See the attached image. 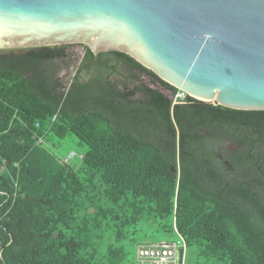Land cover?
Here are the masks:
<instances>
[{
  "label": "trees",
  "instance_id": "obj_1",
  "mask_svg": "<svg viewBox=\"0 0 264 264\" xmlns=\"http://www.w3.org/2000/svg\"><path fill=\"white\" fill-rule=\"evenodd\" d=\"M71 45L0 49V264H139L146 230L196 264H264V109L172 104L128 54Z\"/></svg>",
  "mask_w": 264,
  "mask_h": 264
},
{
  "label": "water",
  "instance_id": "obj_2",
  "mask_svg": "<svg viewBox=\"0 0 264 264\" xmlns=\"http://www.w3.org/2000/svg\"><path fill=\"white\" fill-rule=\"evenodd\" d=\"M73 43L126 53L195 99L264 109V0H0V49Z\"/></svg>",
  "mask_w": 264,
  "mask_h": 264
},
{
  "label": "built area",
  "instance_id": "obj_3",
  "mask_svg": "<svg viewBox=\"0 0 264 264\" xmlns=\"http://www.w3.org/2000/svg\"><path fill=\"white\" fill-rule=\"evenodd\" d=\"M188 94L181 89L172 95V104L183 103ZM73 153L65 157L69 159ZM186 245L183 238L179 235L178 240L158 241L145 245H139L136 250V257L141 264H187L185 262Z\"/></svg>",
  "mask_w": 264,
  "mask_h": 264
},
{
  "label": "rangeland",
  "instance_id": "obj_4",
  "mask_svg": "<svg viewBox=\"0 0 264 264\" xmlns=\"http://www.w3.org/2000/svg\"><path fill=\"white\" fill-rule=\"evenodd\" d=\"M72 45H81V46H75L72 49L73 50H81L82 49V44L80 43H73ZM78 56H80L78 54ZM65 72V69H62L59 74H63ZM74 70L71 71L70 76L73 75ZM92 76V72L83 75V77L81 78L82 81L90 78ZM95 77H93L94 79ZM62 147L64 150H66L65 152L68 151L66 157L73 153V155L69 158L70 159H77L80 157L81 154H83L86 151V145L83 143H80L76 138L74 137H68L65 141H62ZM159 234H163V232L161 231H153V230H146L144 235H142L140 238L141 239H136V244L134 246H131V255L132 257H134V259L136 258V250H137V245L139 242H145V243H152L155 242L158 239ZM185 262L187 264H196V259L194 257V253L191 249H188L185 251ZM139 263V262H138ZM141 264V263H139Z\"/></svg>",
  "mask_w": 264,
  "mask_h": 264
},
{
  "label": "flooded vegetation",
  "instance_id": "obj_5",
  "mask_svg": "<svg viewBox=\"0 0 264 264\" xmlns=\"http://www.w3.org/2000/svg\"><path fill=\"white\" fill-rule=\"evenodd\" d=\"M75 46H81V45H71V48H73V47H75ZM74 51H75L77 54H79L80 56H82V55H83V52H84L83 47H82L81 50H74ZM227 148L229 149V148H230V145H227ZM231 154H232V152H231L230 150H226V149H225V155H226V156H231ZM219 158H221V155H219ZM241 169H242V167H238L237 171H240ZM240 175H241V174H240ZM236 179H237V180H241V178L239 177L238 174H237V176H236ZM245 186H246V189H247V190H252L253 187H254L253 183L250 182V181H247V182L245 183Z\"/></svg>",
  "mask_w": 264,
  "mask_h": 264
}]
</instances>
